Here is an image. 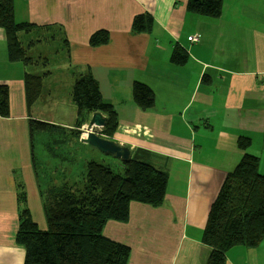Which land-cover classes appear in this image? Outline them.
<instances>
[{
    "label": "crops",
    "instance_id": "1",
    "mask_svg": "<svg viewBox=\"0 0 264 264\" xmlns=\"http://www.w3.org/2000/svg\"><path fill=\"white\" fill-rule=\"evenodd\" d=\"M187 2L15 0L18 21L59 28L37 33L48 39V47L52 31L64 56L29 108L25 67L9 61L0 27V84L8 85L10 103L9 116L0 114V264L25 261V248L16 241L19 193H26L25 207L46 229L44 192L79 183L88 149L99 152L81 140L82 131L80 137L73 134L77 110L71 91L76 75L87 72L98 79L104 99L118 113L112 140L128 146L131 157L138 154L169 174L162 205L132 201L129 220L108 221L103 235L130 247L127 264H207L211 250L202 237L226 176L246 152L259 158L264 176V0H239L231 17L224 0L219 18L189 13ZM143 13L155 21L149 33L133 30L135 16ZM100 30L109 33V41L91 45V36ZM196 33L201 39L190 42ZM176 45L189 53L183 66L171 62ZM204 76L211 81L204 83ZM135 81L153 89L151 109L133 100ZM31 119L56 127L31 137ZM240 137L250 138L246 151L239 148ZM226 262L264 264V241L234 247Z\"/></svg>",
    "mask_w": 264,
    "mask_h": 264
},
{
    "label": "trees",
    "instance_id": "2",
    "mask_svg": "<svg viewBox=\"0 0 264 264\" xmlns=\"http://www.w3.org/2000/svg\"><path fill=\"white\" fill-rule=\"evenodd\" d=\"M223 3L224 0H188L187 10L200 16L219 18ZM154 24L151 14H139L133 20V30L149 33ZM0 27L6 33L9 61L20 62L25 67L26 99L30 108L41 96L43 81L51 71L42 74L30 71L31 67L42 62L49 65L47 58L30 54L32 48L45 43L46 38L25 42L23 36H32L43 27L18 21L15 0H0ZM43 29L60 31L54 26ZM109 37L106 30H100L91 36L90 43L102 45L109 41ZM63 41L68 46L65 37ZM188 60V51L176 45L171 62L183 66ZM203 81L209 83L211 80L204 76ZM132 95L143 110L155 105V93L146 83L135 81ZM71 96L77 110L75 137H80L79 128L88 121L90 113L101 112L106 117L101 135L112 139L119 125V116L114 105L104 99L98 79L90 72L77 74ZM0 114L4 117L10 114L6 84H0ZM53 127L56 126L49 122L31 119V137ZM238 145L246 151L250 138L240 137ZM124 167L123 172H116L109 165L89 161L80 183L49 187L44 192L46 229H41L33 220L25 207L26 193L21 191L16 241L25 248L24 264H127L130 247L105 237L104 227L110 220L127 222L132 201L162 205L169 174L138 154L124 161ZM202 241L211 250L207 264H226L229 250L237 246L257 247L264 241V176L259 172L258 157L244 153L240 163L226 176Z\"/></svg>",
    "mask_w": 264,
    "mask_h": 264
},
{
    "label": "rangeland",
    "instance_id": "3",
    "mask_svg": "<svg viewBox=\"0 0 264 264\" xmlns=\"http://www.w3.org/2000/svg\"><path fill=\"white\" fill-rule=\"evenodd\" d=\"M225 3H226V8H227V16L231 17V10H236L237 8H239V0H225ZM223 6H224V3H223ZM40 36L43 37L44 35L41 33H39V35H38V33L36 32L32 36H29L28 39L29 40L30 39H38ZM47 36L51 37L50 45L47 47L46 43H39L36 45V47H34V49H32L30 54L32 56H35L38 53H43L45 58L46 57L50 58V64L48 66H45L42 62L39 64L40 65L39 67H37V66L31 67L30 71L33 73H44L47 70H54V69L58 68L59 65H61V63L59 62V58L64 56V54H62L61 52L59 53V50H61L62 44L60 43V41L55 42L52 39V32L47 33ZM102 128H99V130H98L100 134H102ZM89 161H96V162H99V163L104 164V165H109L116 172H123L124 168H125L124 163L122 161H120V158L118 159V157H115L112 154L104 153L100 150H99V152L93 151V149H91V148H89L88 152H87V163ZM83 169H84V164L79 166L80 172L81 171L86 172V167L84 170ZM81 177H83V176H81ZM41 229H43V228H41Z\"/></svg>",
    "mask_w": 264,
    "mask_h": 264
},
{
    "label": "water",
    "instance_id": "4",
    "mask_svg": "<svg viewBox=\"0 0 264 264\" xmlns=\"http://www.w3.org/2000/svg\"><path fill=\"white\" fill-rule=\"evenodd\" d=\"M106 117L101 112H94L89 120L88 127L91 129L87 134H82L81 140L96 147L100 151L115 155L126 161L131 158V150L128 146L116 143L112 139H107L99 133V128L104 127Z\"/></svg>",
    "mask_w": 264,
    "mask_h": 264
},
{
    "label": "built area",
    "instance_id": "5",
    "mask_svg": "<svg viewBox=\"0 0 264 264\" xmlns=\"http://www.w3.org/2000/svg\"><path fill=\"white\" fill-rule=\"evenodd\" d=\"M189 41L192 43H196L201 39V35L200 34H194L188 37ZM91 129L88 128V125H84L82 128V134H87V132H89Z\"/></svg>",
    "mask_w": 264,
    "mask_h": 264
},
{
    "label": "bare ground",
    "instance_id": "6",
    "mask_svg": "<svg viewBox=\"0 0 264 264\" xmlns=\"http://www.w3.org/2000/svg\"><path fill=\"white\" fill-rule=\"evenodd\" d=\"M197 34H200V33H197ZM201 35V34H200Z\"/></svg>",
    "mask_w": 264,
    "mask_h": 264
}]
</instances>
